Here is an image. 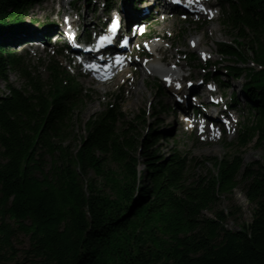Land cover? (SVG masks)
<instances>
[{"label":"trees","instance_id":"16d2710c","mask_svg":"<svg viewBox=\"0 0 264 264\" xmlns=\"http://www.w3.org/2000/svg\"><path fill=\"white\" fill-rule=\"evenodd\" d=\"M36 1L0 0V31L18 27ZM221 2L220 23L239 41L219 43L218 53L243 62L248 45L256 65L228 68L245 79L248 118L222 159L164 155L166 134L144 136L113 105L78 144L71 130L88 98L82 86L56 61L43 80L10 37L0 40V78L25 82L0 95V264H264V155L246 163L241 152L255 141L264 149V0ZM196 165L205 175L192 174ZM236 190L254 209L250 224L230 229Z\"/></svg>","mask_w":264,"mask_h":264},{"label":"rangeland","instance_id":"374dc122","mask_svg":"<svg viewBox=\"0 0 264 264\" xmlns=\"http://www.w3.org/2000/svg\"><path fill=\"white\" fill-rule=\"evenodd\" d=\"M73 1L75 2L72 3ZM103 2H100L99 0H37L35 4L27 9V14L24 20L25 22L23 21L20 23L18 29L15 28L18 31L15 29L7 31V33L0 31V40L7 35L9 37L12 36V40L13 42L15 41L16 45L14 51L23 57L25 65L35 71L36 74L40 75L43 80H47L48 78L47 67L56 60L58 66L72 74V78L82 85L83 94L87 95L88 98L86 97V103L78 107L76 110L73 128L71 130L72 134L77 138L76 141H78V144L81 137L86 134V124L92 120L93 117H96L101 113L106 106L113 105L120 109L121 114L126 120L134 121V126L138 127V132L142 133L144 136L147 135L150 128L160 134H166L168 137L159 143V146L163 148L162 153L164 155H167L172 151H179L188 161L198 160L199 162H202L205 158L222 159L225 155L233 154L236 147L232 144L236 139L238 124L244 123V116H246V97L242 92L241 81L231 80L230 78H227L225 74H227V68L235 66L252 68L253 66L251 62L253 61V53L248 45L240 47V50L245 54V60H243V62H239L234 58L232 59L230 56L222 58L221 55L218 54L219 43H228L233 46L238 45L235 41L238 40L235 37L237 32L234 33L230 29L224 28L220 23L221 8L219 7L218 0H211L208 3L209 5H203L206 9L200 11L193 17H190L187 21H182L183 19L180 17L168 18L165 20L163 19L164 16H162V18L159 17L155 20L146 22L145 27L134 32L135 43L134 45H131L129 52H127L129 53L127 58L128 61H131V64L126 62V65L125 63L123 65L126 66L125 70L131 67L127 77L130 81L135 80L136 85H132L131 82L128 83V85H124L122 79L115 78V80H118L116 81L117 84H115L114 80H110L109 82L111 85L104 86L102 84L106 82L105 79L102 80V82L104 81L102 83L100 80L82 75L76 68L72 67L74 66V63H70L71 58L65 60V57H68V51L64 43H61L62 45H55L52 48H44L42 45L36 44L23 45L21 43L20 36L22 34L28 35L31 33L30 37H39V34L34 32V30L43 28L46 25H56L58 27L57 29H60V26L64 25L66 16L72 14V8L80 11V16L84 15L80 20L81 23L94 20V16L95 18H99L100 10L97 6H103ZM115 3L118 5V8H121L122 0H116ZM152 5H149V8H152ZM162 9V7L158 8V14L156 15L167 13L166 10ZM94 10H98L99 12H96L93 16ZM156 10L157 8L154 9V11ZM172 13L178 14L180 12L173 10ZM172 13L169 12L168 14ZM209 14L212 15L209 16ZM77 16L76 11H73L72 18L75 21H79V19L77 20ZM103 20L104 17H102L99 22L101 23ZM142 29L145 30L148 37L152 38L151 40L148 41L143 38V35L140 34ZM28 38L29 37H27V39ZM158 40L160 45L165 49L173 46L172 55L174 56V59L170 61L171 68H174L175 61L181 62L183 65L181 71H183L185 75L191 76L188 82L200 83L207 76L209 79L221 75V80L230 85L228 93L231 94L232 92H236L238 95L237 99L240 102V106H237V108L241 109L238 111L239 114H241V117H239L236 112H230L229 108L227 109V105H225V107L221 105L220 109L222 110V114L219 113L218 117L215 118H211L210 116L211 120H204L197 117L194 118L193 116L180 118L182 115L178 112L176 115L173 113L170 114L176 105L174 103L176 96L171 93L170 89L158 78V76L143 75L142 73L136 77L133 76V72L139 70V62H146V58L143 55L140 56L141 52H139L138 49H135L136 45L141 44L143 51L149 53V51H153V48L148 46L150 42L155 41V44H158ZM194 40L198 42L202 41L201 45L193 48L192 42ZM55 42L56 40L53 38V45L56 44ZM202 52H205V54L202 55ZM159 57H161L160 54ZM203 57L205 61L202 60ZM207 60H209V64H211V69L209 70L211 73L208 75V72L203 70V67H205L204 63ZM178 70H180V68L177 69V71ZM180 73L182 72H179V74ZM110 77H112V75L108 78ZM210 83L214 82L210 81ZM159 84L164 88L163 91L159 89ZM8 85L23 90L25 82L18 75L9 73L7 75V81L0 78V95L8 94ZM133 88H137L142 92L143 96H130V91ZM164 92L166 93L165 95H163ZM225 100L227 102V99ZM225 100L223 101L225 102ZM161 106H164V109L160 108ZM212 113H214L213 116H215L217 111ZM232 113L235 115L233 116ZM223 115L230 118L231 121L229 119H223ZM137 117L145 120V123L142 125L141 122L138 123L136 120ZM161 122L164 123L161 124ZM192 122H195L194 125ZM220 122L224 123V126L227 127L226 130H220L223 127V124ZM201 126H203V129L206 131L213 133L217 132L219 138L217 140H210L208 134L201 135L199 130ZM255 143L256 141L251 143L247 148L241 150L246 163L260 160L264 155V149H258ZM208 167L209 169H213L212 165H209ZM137 170L144 175L145 167L142 160H139ZM191 172L193 175H205L204 170L198 165L194 166V169H192ZM143 180L144 179H142V181ZM233 203L235 206L233 210L235 211V208H237L240 213L235 219H230L227 227L230 229H240L250 224L252 221L254 206L248 202L240 190L235 191ZM230 205L231 203L224 199L221 208L228 210ZM16 245L17 249L22 250L27 247V240L24 237H20Z\"/></svg>","mask_w":264,"mask_h":264},{"label":"bare ground","instance_id":"6f19581e","mask_svg":"<svg viewBox=\"0 0 264 264\" xmlns=\"http://www.w3.org/2000/svg\"><path fill=\"white\" fill-rule=\"evenodd\" d=\"M159 1L160 0H156V2L154 3V0H122L121 8H118V5H116V3L114 4V6H115L114 8L118 9V10H115V12L110 10V9H113V6H111V5H107L105 7L98 8L100 10V15L98 17H99V20L102 17H104V20L108 21L109 18H110V14H116L114 18L118 21L117 24L122 26V30L117 32L114 37H119L123 32L129 30V26H132V24L135 25V22L136 23L145 22L148 19V17H149L150 11L153 9V8H149V5L157 4ZM108 6H109V8H108ZM163 10H175V9H172L170 7V8H164ZM167 16L169 18L178 17V16H173V14H166L165 18ZM179 17L184 19V17H182V16H179ZM69 22H71L70 19H69ZM73 24H75V27L80 26L81 27V31H82L79 34H77L70 41L71 49L72 48L76 49L78 47L75 46V45L78 44V42H79L78 41V37L80 36V34L81 33L84 34L85 32H88L87 30H93V29L95 30L98 27L97 25L100 24V22H98V21L95 22L94 20H90L88 22L81 23V21L79 20V21L73 22ZM96 30H95V32L98 33V31H96ZM142 34L143 33H141V35ZM29 35H31V34H29ZM112 35L113 34L108 35V37H106L107 40L111 41L112 39L110 37ZM29 38L39 39L37 36L29 37ZM128 38H130V42L127 41L125 43H127L128 47H130L131 37L129 36ZM112 42H113V40H112ZM201 42H198V41L194 40L193 44H195V46H199V45H201ZM86 44L87 43L84 44V47H86ZM115 44H117V42ZM151 47L153 48L154 52H156V53L161 55V57H158V58L155 57L153 59V62L156 63V65L153 64V68H154L155 73H159V75H162L165 78H167L168 76L172 77L171 78V82H169L168 84L170 85L171 93H173V95L176 96V100L174 99L176 104L183 106L185 111H187L189 109V107L191 106L192 103L197 105V101L195 100L196 102H194L193 98L191 99V92L194 93L195 95H198L200 92H202L201 94H199L200 97L198 96L196 99L197 100H200V99L206 100V102L208 104L211 101L215 100V98H213V96H212V93H213V89L212 88H206L205 89V88L201 87L199 89V88L194 87L196 89L194 91H192L193 89L192 88H187L188 86H186V85H184V86L178 85V84L181 83L180 79L184 78L182 76V73L179 74V72H182L181 70L183 69V65H182L181 62L175 61L174 62V66L175 67H179L180 71L175 70V68H171L170 61H172L174 59V56L172 55L173 54V52H172V47L173 46H171L170 48L165 49L164 47H162V45L155 44V45H152ZM112 49H113L112 50V52H113L115 47L112 48ZM127 49L128 48L125 47V48H123V51L126 52ZM135 49H138V51L141 52L142 54L144 52L143 48L141 47V44H137ZM204 51H209V50H204ZM147 64L148 63L139 62V70L138 71H134L133 72V76L136 77L140 73H142L143 75H153V73H149L148 72V70L146 68ZM159 64H162L164 66V68H161V66H159ZM120 66L112 68L110 73H108V75L105 78H103V79L99 78V79H101V82L104 79L106 81V82L103 81L104 83L102 82L103 83L102 85H104V86L111 85V83L109 82L110 80H114L115 84H117L116 81H118V80H115V78L122 79V81L124 82L123 83L124 85H128V83H130V82H131L132 85L136 83L135 80L134 81H130V79L127 77L129 72H130L131 67H129L128 69L125 70L124 67L121 68ZM165 67H167V71H164ZM110 75H112V77L108 78ZM106 78H108V79H106ZM89 81H92V80H89ZM132 95L133 96H136V95L143 96L142 92H140L137 88L136 89L133 88L130 91V96H132ZM217 100H218V98H216V102H217ZM208 115L212 117L214 115V113H212V111H211ZM207 134H208V138L210 140H217L219 138V134L218 133L207 132Z\"/></svg>","mask_w":264,"mask_h":264},{"label":"snow or ice","instance_id":"6c2138e0","mask_svg":"<svg viewBox=\"0 0 264 264\" xmlns=\"http://www.w3.org/2000/svg\"><path fill=\"white\" fill-rule=\"evenodd\" d=\"M116 26H117V22L114 21V22H113V30H115ZM104 39H106V37H105Z\"/></svg>","mask_w":264,"mask_h":264}]
</instances>
